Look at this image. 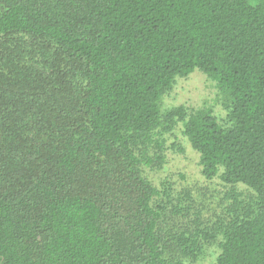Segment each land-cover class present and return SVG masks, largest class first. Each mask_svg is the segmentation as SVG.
<instances>
[{"label": "trees", "instance_id": "trees-1", "mask_svg": "<svg viewBox=\"0 0 264 264\" xmlns=\"http://www.w3.org/2000/svg\"><path fill=\"white\" fill-rule=\"evenodd\" d=\"M195 70L224 124L163 109ZM179 123L252 193L213 226L143 174ZM218 237L213 264H264V0H0V264H185Z\"/></svg>", "mask_w": 264, "mask_h": 264}, {"label": "rangeland", "instance_id": "rangeland-1", "mask_svg": "<svg viewBox=\"0 0 264 264\" xmlns=\"http://www.w3.org/2000/svg\"><path fill=\"white\" fill-rule=\"evenodd\" d=\"M255 3L256 0H249ZM222 95L217 83L204 73L195 70L186 78H178L173 90L162 100L163 109L184 106L189 111L209 109L222 124L226 122L227 111L222 104ZM161 161L150 167H143L144 176L152 186L161 188L166 182L174 195L188 192L194 201V209L199 210L201 219L213 226L233 206L235 199L249 203L251 192L244 185L235 187L224 184L219 177L207 180L202 175L200 154L193 149L188 138L183 134V125L179 123L172 133L164 137ZM151 157H156L154 152ZM205 246L203 255L195 259H186L185 264H213L220 253L218 237Z\"/></svg>", "mask_w": 264, "mask_h": 264}]
</instances>
